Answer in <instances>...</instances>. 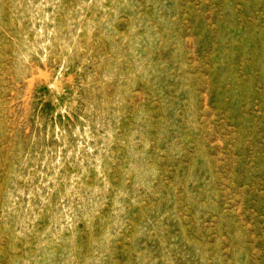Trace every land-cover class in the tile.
<instances>
[{"label":"rangeland","instance_id":"rangeland-1","mask_svg":"<svg viewBox=\"0 0 264 264\" xmlns=\"http://www.w3.org/2000/svg\"><path fill=\"white\" fill-rule=\"evenodd\" d=\"M0 264H264V0H0Z\"/></svg>","mask_w":264,"mask_h":264}]
</instances>
